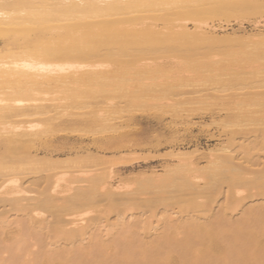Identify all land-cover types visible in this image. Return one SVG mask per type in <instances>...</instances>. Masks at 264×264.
<instances>
[{"label":"bare ground","instance_id":"obj_1","mask_svg":"<svg viewBox=\"0 0 264 264\" xmlns=\"http://www.w3.org/2000/svg\"><path fill=\"white\" fill-rule=\"evenodd\" d=\"M0 264H264V0H0Z\"/></svg>","mask_w":264,"mask_h":264},{"label":"rangeland","instance_id":"obj_2","mask_svg":"<svg viewBox=\"0 0 264 264\" xmlns=\"http://www.w3.org/2000/svg\"><path fill=\"white\" fill-rule=\"evenodd\" d=\"M241 34H242V35H241ZM241 34H240V37H242V38L244 39V36H245L244 33H241ZM247 36H249L248 38L251 37L250 34H247ZM247 36H245V39L247 38ZM248 38H247V39H248ZM248 40H249V39H248ZM201 127H202L203 129H204V128L207 129V128L209 127V124H204V125L201 124V125L199 126V128H201ZM211 129H212V128H211ZM204 143H205V144H204ZM208 143H209V144H208ZM214 144H215V140L207 141V140L203 137L202 143H201V145H200V147H199V148L201 149L200 151L203 150V152H206V151H207L208 149H210L212 146L215 147ZM204 145H205V146H204ZM211 145H212V146H211ZM213 147H212V148H213ZM193 149H194V148H193ZM193 149H192V150H193Z\"/></svg>","mask_w":264,"mask_h":264}]
</instances>
